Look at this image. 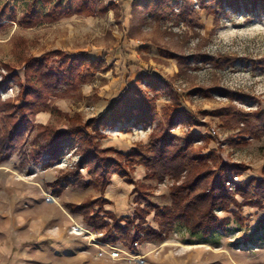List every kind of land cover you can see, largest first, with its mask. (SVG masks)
<instances>
[{"label":"rangeland","instance_id":"rangeland-1","mask_svg":"<svg viewBox=\"0 0 264 264\" xmlns=\"http://www.w3.org/2000/svg\"><path fill=\"white\" fill-rule=\"evenodd\" d=\"M93 1L96 13L91 17L74 16L33 28L16 22L0 28V84L8 75L3 66L17 62L14 50L18 39L28 42L29 56L40 57L47 52L63 50L71 55L106 59L111 70L98 74L92 82L82 86L80 93L50 99L52 107L71 116L83 113L86 121L103 115L98 112H102L109 100H115L126 88L134 86L139 76L151 73L170 85V94L158 101L159 117L153 126L145 128L132 123L125 127L123 132L129 134L127 141L131 145L148 146L158 124L165 123L164 109L170 107L173 111L177 104L181 111L188 112L205 127L179 124L172 130V136L183 140L190 134L215 133L211 142H197L195 148H202L203 154L214 150L223 161L246 166L248 170L234 178L236 183L264 179V134L259 139L247 135L244 136L247 144L237 143L241 127L228 130L215 115L232 108L251 115L264 110V67L260 65L264 63V0H178L169 4V11H160L158 16L153 0H121L118 4ZM6 6L16 9L19 18L24 13L20 0H0V12ZM16 72L24 80L23 69ZM11 89H14L13 94L9 93ZM19 94L17 82L9 80L0 87V103L15 101L20 105ZM6 116L0 112L1 130L4 125L9 127L15 123V119ZM32 119L35 129L14 154L15 159H20L22 169L14 173L8 171L9 174L0 179V225H12L14 215L21 221V238H33L32 225L38 223L34 238H70L72 242L70 247L62 242L49 245L25 242L12 249L11 242L16 238H0V264H264V229L255 230L264 218V211L248 206L241 198L242 222H237L232 213L217 212L220 219H231L227 230L203 239L192 237L184 228L176 226L165 241L137 245L135 249L124 244L129 255L123 254L121 260L101 257L99 249L90 247L91 235L76 228H87L95 236L102 232L88 228L83 216L72 215L66 208L67 227L44 225L42 218L56 220L59 217L55 209L42 207L39 199L48 200V195L58 202L59 199L49 188H40L37 179L25 168L33 163L29 155L34 138L40 132L38 125L41 124L36 123V116ZM252 121L259 124L256 118ZM49 124L59 131L69 126L67 121L53 114L51 121L44 125ZM117 126L111 130L117 132ZM112 131H103L105 139ZM100 143L102 147V140ZM64 158L73 159V163L67 165L70 170L67 174L71 176L80 159V151L68 149ZM31 170H36L32 164ZM134 175L136 183L152 186L149 201L159 206L171 205L173 182L169 178L164 183L138 182ZM34 185L37 188L34 189ZM228 185L234 189V183ZM128 186V214L133 216L136 204L131 189L135 185ZM111 194H115L112 200L118 208L121 203L119 196L116 197L120 194L119 188ZM147 225L158 229L153 215L148 218ZM116 245L121 247L123 243Z\"/></svg>","mask_w":264,"mask_h":264},{"label":"trees","instance_id":"trees-1","mask_svg":"<svg viewBox=\"0 0 264 264\" xmlns=\"http://www.w3.org/2000/svg\"><path fill=\"white\" fill-rule=\"evenodd\" d=\"M20 1L24 5L23 15L19 18L16 9L4 7L0 12V28L16 22L25 28H33L74 16L91 17L96 13L93 0ZM176 1L153 0L156 16L160 11H169V4ZM28 48L25 39H18L14 50L16 64L3 66L8 75L0 87L9 80H15L20 87L17 99L20 105L15 101L0 103V112L6 113L7 119H15L12 126L4 125L0 129V163L9 161L25 145L28 135L36 127L32 118L39 113L51 112L60 120L67 121L69 126L63 131L51 124L38 125L40 132L34 138L29 161L39 165L47 158L45 166L50 167L60 162L68 149L80 151V159L70 175L77 178L75 184L86 189L93 187L101 196L80 205H68L67 209L72 214L82 215L89 227L104 233L106 243H123L129 249H135L137 245L165 241L176 226L184 228L192 237L208 239L227 230L231 223L229 218L220 219L218 211L232 213L237 222L243 221L239 198L248 206L264 211V179L252 178L248 182L236 183L234 178L243 175L248 170L246 166L225 162L214 150L203 154L202 148H195L197 142H211L215 133L190 134L183 140L171 135L179 124L205 127L188 112L181 111L177 104L173 106V111L170 107L164 109L165 123L158 124L148 146L139 144L129 153L114 148L102 149L100 142L106 137L103 131L120 123L148 128L158 121V101L170 94V85L163 79L151 73L139 76L134 86L126 88L114 100L110 111L86 121L83 113L71 116L52 107L50 99L80 93L82 86L92 82L98 74L111 70L106 59L71 55L63 50L36 57L28 55ZM260 65L264 67V63ZM19 68L23 69L24 80L16 72ZM238 99L243 101L241 96ZM215 115L222 119L223 126L228 130L241 127L237 143L245 145L247 140L244 136L259 139L264 134V110L251 115L232 108ZM252 118H256L259 124L253 123ZM137 166L146 169L147 181L164 183L169 178L173 182L170 188L171 205L159 206L149 201L153 188L134 181ZM82 170L88 172L91 181L81 180ZM115 175L135 185L132 192L136 204L133 216L118 218L104 209L105 205L111 204L105 193ZM68 177L69 174H62L52 187L58 188L59 193L63 192L70 183ZM228 183H234V189ZM151 215L158 229L147 225ZM262 228L264 218L255 230Z\"/></svg>","mask_w":264,"mask_h":264},{"label":"crops","instance_id":"crops-1","mask_svg":"<svg viewBox=\"0 0 264 264\" xmlns=\"http://www.w3.org/2000/svg\"><path fill=\"white\" fill-rule=\"evenodd\" d=\"M113 99L115 98L113 97ZM105 103L106 102H104V104ZM107 104L108 105L102 108V112H98V114L99 113L105 114L106 112L110 111L113 108L114 100H109ZM51 119H52L51 113L49 112L40 113L36 116V123L44 125V124L49 123ZM128 125L129 124H121V123L118 124L117 129H116L117 132L112 131L110 129V131H112V134L111 136L102 140V147L103 148L114 147L115 149H118L120 151H125L128 153L134 147V145H131L127 141V136L129 134L123 132V130L127 129L125 127H127ZM72 160L63 158L60 162H57L50 167H46L45 165L48 163V159H45L44 162L40 165H35L34 163H31L32 166L36 168V170H31V164L25 167L26 169H28L27 171H31L30 173L33 174L32 176L35 179H37L36 183L38 182L37 184L38 186H40V188H43L42 186L49 188L51 191H53V194L55 192L54 196H56L59 199V202L56 201V199H55V202L48 201L47 199H39L40 202L38 203L41 204L42 207H44L45 209H48V208L55 209L59 217L56 220H53L52 218H45V219L42 218V222L44 223V225L48 223L50 226H56L57 228L67 227L68 221L64 218L65 217L64 213L65 214L67 213L65 208L67 209L68 205H80L87 200L97 199L101 196L100 192L93 187L86 189V188H83L79 184H75L77 178H74L71 176L68 177L70 183L65 186L63 192L59 193L58 188L52 187V184H54L62 174H67L68 172H70V170L67 168V165L73 163ZM73 167L71 169H73ZM37 168H40V170ZM21 169L22 167H21L20 159L19 158L15 159V156H13L9 161L0 163V179L3 180L4 176L9 174L8 171L14 173L15 171H20ZM81 174L83 176V178L81 179L82 181L84 182L91 181V177L88 175V172L86 170H82ZM134 174L137 175V178H135L136 181L144 182L145 177H146V169L143 166H137L135 168ZM128 187L129 186L126 183L125 179H122L121 177L115 175L112 178V184L108 187L105 193V198L109 200L111 204L105 205L104 209L106 211L112 212L118 218L129 216L128 205H127ZM35 188H37V185L36 186L34 185V189ZM115 188L116 189L119 188L120 190V194L119 195L116 194L117 195L116 197L119 196L118 199L121 201L120 206L118 208H116L115 206L116 204L112 200L113 199L112 197L115 194H111L113 190H115ZM133 189L134 187L131 189V193L133 192ZM14 192L15 191L13 188L12 193ZM53 203H56V204H53ZM15 210L16 209L14 207V211ZM72 215H77V214H72ZM14 217L15 216L13 215L12 222H11L12 225L10 224L0 225V238H16L15 240H12L13 242L10 241L12 249H15V247H20L22 243H25V242H29L30 244H33V245H38V244H48L49 245V244H52V243L54 244L58 242L65 243L66 246L71 245L70 242H72V240H70V238H34L36 237V230H37L38 223L32 225L33 229L30 232V234H32L33 238H21V230H20L21 221L17 220ZM88 228L95 230L94 228H91L89 226Z\"/></svg>","mask_w":264,"mask_h":264},{"label":"built area","instance_id":"built-area-1","mask_svg":"<svg viewBox=\"0 0 264 264\" xmlns=\"http://www.w3.org/2000/svg\"><path fill=\"white\" fill-rule=\"evenodd\" d=\"M102 1L109 4H118L121 0H102ZM9 93L13 94L14 89L9 90ZM49 197H48V201L50 200L55 201L54 197L52 196ZM86 231L87 234L91 235L89 246L99 249L101 257L108 256L112 260H121L123 258V254L129 255V252H127L123 248L124 244L121 247H116L117 245L106 243L103 240L104 237L102 236L103 234H100V236H95L90 230L87 229Z\"/></svg>","mask_w":264,"mask_h":264},{"label":"bare ground","instance_id":"bare-ground-1","mask_svg":"<svg viewBox=\"0 0 264 264\" xmlns=\"http://www.w3.org/2000/svg\"><path fill=\"white\" fill-rule=\"evenodd\" d=\"M50 195H48V197H49ZM50 198V197H49ZM76 229H78V231H80V232H87L86 231V229L84 228V227H82V226H79V227H77Z\"/></svg>","mask_w":264,"mask_h":264},{"label":"water","instance_id":"water-1","mask_svg":"<svg viewBox=\"0 0 264 264\" xmlns=\"http://www.w3.org/2000/svg\"><path fill=\"white\" fill-rule=\"evenodd\" d=\"M51 202H55V201H52V200H50Z\"/></svg>","mask_w":264,"mask_h":264}]
</instances>
